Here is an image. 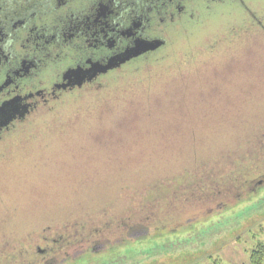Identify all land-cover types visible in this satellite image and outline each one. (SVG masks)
I'll list each match as a JSON object with an SVG mask.
<instances>
[{
  "label": "rangeland",
  "instance_id": "1",
  "mask_svg": "<svg viewBox=\"0 0 264 264\" xmlns=\"http://www.w3.org/2000/svg\"><path fill=\"white\" fill-rule=\"evenodd\" d=\"M245 1L200 15L158 60L126 70L100 95H69L4 136L0 264L46 260L51 242L64 255L48 264H253L264 246V165L255 161L264 146V33L246 40L242 28L264 15V0ZM234 172L258 176L246 186L217 180ZM186 187L163 206L153 198ZM130 206L94 225L95 215ZM31 246L38 255L29 261Z\"/></svg>",
  "mask_w": 264,
  "mask_h": 264
},
{
  "label": "flooded vegetation",
  "instance_id": "2",
  "mask_svg": "<svg viewBox=\"0 0 264 264\" xmlns=\"http://www.w3.org/2000/svg\"><path fill=\"white\" fill-rule=\"evenodd\" d=\"M235 1L0 0V107L6 108L0 125L10 119L6 114L15 115L0 127V142L32 117L58 110L69 95L92 98V93L112 88L126 70L189 35L190 23L200 15H220L222 7ZM252 15L243 25L247 34L242 39L264 33V15ZM157 41L158 48L120 62L127 51ZM110 64L105 72L97 71Z\"/></svg>",
  "mask_w": 264,
  "mask_h": 264
},
{
  "label": "trees",
  "instance_id": "3",
  "mask_svg": "<svg viewBox=\"0 0 264 264\" xmlns=\"http://www.w3.org/2000/svg\"><path fill=\"white\" fill-rule=\"evenodd\" d=\"M134 85H136V84H131V85H128V87H127V91L128 92H130V91H132V90H134L133 88H134ZM90 105H94V108H96L97 106L95 105L96 104V102H95V97H94V100H92V101H90V103H89ZM93 108V109H94ZM262 135V134H261ZM263 136V135H262ZM260 140V139H259ZM264 140V139H263ZM260 142H261V140H260ZM257 145H259V143H257V144H255V147H257ZM262 145H263V143H262ZM243 155V154H242ZM244 157V159H245V157L246 156H243ZM255 159H257V160H255V161H257L258 162V164L260 163V164H262V166L264 165V146H262V149L261 150H259L258 151V154L256 155V157H255ZM259 159V160H258ZM254 160V159H253ZM252 162H254V161H252ZM197 169V167L196 168H193L192 169V171H194V170H196ZM260 170H264V166H263V168H260V169H258L257 171L259 172ZM187 171H191V170H187ZM191 171V172H192ZM252 171H254V170H251L250 172H252ZM183 173V172H182ZM181 173V174H182ZM184 173H186V172H184ZM235 174H223L222 176H218V174H216L217 175V178H219V177H221L220 179H217L216 177V179L217 180H221L222 182H224V181H226V182H228V177L229 178H231V177H234V179H233V181H232V184H234V185H236V186H239V183H241L242 184V186L243 185H248V183H249V181H250V179H253L254 177H256V176H258V175H253V176H248L247 175V173H244V172H234ZM239 174H241V175H243V177H241V178H239L238 177V179L237 178H235L236 177V175H239ZM253 174V173H252ZM199 180H201V179H199ZM234 180H237V181H235L234 182ZM206 181H204L203 180V182L202 183H205ZM225 182V183H226ZM209 185L210 184H208L207 186L209 187ZM212 185V184H211ZM211 187V186H210ZM190 189V187H186V188H181V189H177L176 191L175 190H173V191H171V192H169V191H164V190H162V191H159V193H158V195H155V196H153V198H154V200L155 199H161V204H160V206L162 205H164L165 203H164V201H165V199H168V201L170 200V201H172V200H175V196L176 195H180L181 193L180 192H182V193H187V191ZM190 192V191H189ZM143 193H141V195H142ZM143 195H146V199H148L150 196H152L151 194H150V192H144V194ZM191 201H193L192 199H191V194L189 195V196H187ZM196 200H201V199H196ZM202 200H205V199H202ZM173 202V201H172ZM182 202V201H181ZM137 205H139V204H137ZM134 206H130V207H126V209L120 214V215H117V214H112V216H109V215H107L108 217H111V218H107L106 216V218H104V217H102V216H100V215H95L92 219L94 220V222L95 221H97V224H94V225H96V226H100L101 228L102 227H104V226H106L107 224H110V223H112V221H110V220H117L118 218H117V216H123V214H124V212L126 213V211H129V210H127V209H131V208H133ZM114 215H116V216H114ZM164 217V216H163ZM120 218V217H119ZM128 218H130L131 219V217H128V215L124 218V219H128ZM166 218V217H165ZM168 224V223H167ZM167 224L166 223H164V225H165V227L163 226V225H159V226H163L164 228H167ZM81 224H79V226H80ZM58 228L60 227V226H57ZM81 228H82V226H80ZM80 228V229H81ZM74 230H76V229H72L71 231H73L74 232ZM58 230H56L55 232H57ZM65 239H66V237H65ZM42 242V241H41ZM31 248H32V246H31ZM43 248H46L47 250H46V255H48V257L49 258H52V255L53 256H55V258H54V260L55 261H58L57 259H59V258H61L64 254L63 253H61L62 251L60 250L59 252H58V248H57V244H56V248L57 249H55V250H52L53 248H54V245H53V243L51 242V243H45V245H43ZM32 250H33V252H32ZM31 253H33V254H31V255H29V256H31L32 258L31 259H29V261H31V260H34L35 259V257L38 255V254H36L35 252H34V247L31 249ZM54 253V254H53ZM61 257H60V256ZM251 260H252V263L253 264H263V262H264V246L263 245H259V247L257 248V249H255L254 251H253V253H252V257H251ZM42 261V260H41ZM39 262V263H36V264H43V261L42 262ZM49 261H51L50 259H49ZM53 261V260H52Z\"/></svg>",
  "mask_w": 264,
  "mask_h": 264
},
{
  "label": "water",
  "instance_id": "4",
  "mask_svg": "<svg viewBox=\"0 0 264 264\" xmlns=\"http://www.w3.org/2000/svg\"><path fill=\"white\" fill-rule=\"evenodd\" d=\"M159 43H160L159 41H157V42H152V43H147V44H145V45H143V46H138L136 49H131V50L127 51V52L125 53V55H123V56L120 58V62H121V63H122V62H126L127 60L131 59L132 57H136V56H138V55H141L142 53H144V52H146V51H149V50H154V49L158 48V47L161 45V44H159ZM111 67H113V64H110V65H108V66H106V67H104V68H100V69H98L97 71L105 72L106 70H108V69L111 68ZM94 73H96V71H94ZM82 79H83V78H82ZM78 84L80 85L81 82H78ZM4 112H6V108H5L4 106L0 107V114H1V113H4ZM6 115H7V116H6L5 119H7V117L10 118V119L7 121V123L10 122V121L15 117L14 114H12V115H14V116H12L10 113H8V114H6ZM7 123H6L5 125H7ZM5 125L1 124L0 127L5 126ZM0 131H1V130H0ZM258 183H259V184H262V181H260V182H258Z\"/></svg>",
  "mask_w": 264,
  "mask_h": 264
}]
</instances>
